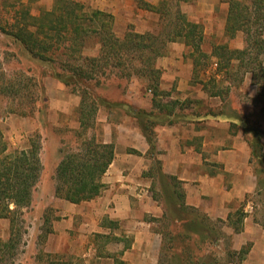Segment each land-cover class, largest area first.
<instances>
[{"label": "rangeland", "instance_id": "obj_1", "mask_svg": "<svg viewBox=\"0 0 264 264\" xmlns=\"http://www.w3.org/2000/svg\"><path fill=\"white\" fill-rule=\"evenodd\" d=\"M145 1L158 5L164 0ZM174 1L166 0L170 13L160 16L139 9L134 0H0V132L18 150L37 144L41 162L31 202L15 210L12 230L8 219L0 221V264L66 263L64 257L56 259L47 253L55 245L51 235L53 226L58 223L61 230V219L69 214L64 211L67 205L54 196L56 168L65 157L81 150L84 139L101 142L103 126L137 122V117L143 122H153L156 143L154 131L161 114L155 110L153 102L161 92L154 94L147 69L150 64L161 71V76L167 71L180 75L191 71L193 98H184L176 107L180 109L177 118L182 122L195 118L192 105L197 100L200 104L197 106L222 111L226 117L233 111L244 126L242 139L247 143L254 137L259 138L264 155V48L256 45L260 37L255 33L261 29L264 41V18L260 17H264V6L253 0H236L246 5L251 23L255 24L249 38L241 30H227L230 0L180 3L181 14L200 27L201 52L195 54L192 48L169 41L177 18ZM69 2L81 4L86 15L80 21L84 32L80 31L79 35L72 31L73 26L63 32L52 23L61 7L71 9ZM105 5L109 12L103 13L108 15L112 10H121L117 16L111 15L112 30L115 39L129 49L117 57H102L108 50L101 47V36L93 32L100 30L101 22L91 23L89 17ZM45 14L52 16L43 17ZM39 24L44 27L42 34L35 33ZM23 29L25 36L30 34L27 49L14 38ZM127 33L151 34L154 39H144L137 45L135 40H123ZM30 46L36 52L40 48L43 61L33 56ZM143 46L150 47L137 50ZM217 47L225 50L217 51ZM182 49L183 58H176L177 51ZM92 59L96 65H89ZM159 61L165 64V71L158 66ZM179 61L182 63L177 65ZM81 69L88 76L78 77ZM167 79L165 81L170 83ZM177 83L171 80V94ZM151 99L154 106L142 108ZM81 102L86 110L84 121L89 124L86 131L80 126ZM249 129L256 131L257 136ZM148 158L151 162L140 176L145 182L140 188L146 190L141 201L150 210L144 216L148 229L159 235V260L163 264H227L231 260L232 264H264V157L253 159L250 156L252 179L247 176L249 172L242 170L218 172L225 190L247 186V180L255 183L253 192L235 198L218 211L207 192L202 195L203 204L199 207L186 202L184 182L163 173L156 148ZM205 163L209 167L216 166L209 161ZM209 167L208 178L213 180L217 177H212L213 170ZM209 179L188 184L207 187ZM247 203L252 210L245 212ZM9 209L14 210V206L10 204ZM202 216L206 217L210 231L205 241L191 231ZM116 230L119 232L121 228L117 226ZM71 233L75 232H70L73 238ZM171 233L173 236L188 233L191 238L175 239L173 251L161 250L163 245L164 249L169 246L167 238ZM109 247L113 251L117 249L115 243ZM181 250L185 255L182 256ZM244 250L245 254H239ZM173 255H177L176 259ZM75 264L80 262L75 261Z\"/></svg>", "mask_w": 264, "mask_h": 264}, {"label": "crops", "instance_id": "obj_2", "mask_svg": "<svg viewBox=\"0 0 264 264\" xmlns=\"http://www.w3.org/2000/svg\"><path fill=\"white\" fill-rule=\"evenodd\" d=\"M99 10L109 12L106 5ZM120 11L112 10L111 15L115 17ZM175 43L184 44L181 40ZM173 45L178 46L174 43ZM184 46L186 47L185 44ZM182 53L183 49L177 51L175 57L183 58ZM181 63L176 62L177 65ZM158 64L163 71L166 70L162 61ZM166 78L170 83L165 81ZM171 80L178 82L172 94ZM190 81L191 71L184 75L176 72L172 74L171 71L163 72L159 80L161 94L153 102L156 103L155 110L161 114L154 131L155 148L162 160L163 173L184 182L186 202L199 207L203 204L202 195L207 192L213 200L215 210L218 211L219 207H226L235 198L255 190V183L250 180H247V186L238 185V188L225 190L222 181L218 179L219 171L239 170L249 172L247 176L252 179L249 171L251 150L242 139L243 136L241 137L239 115L233 114V111L226 117L222 111L197 106V100L192 105L196 114L193 120L182 122L177 118L180 112V109L176 108L179 101L186 97L193 98ZM152 101L153 99L142 108L151 109L154 106ZM101 142L114 145V159L101 178L104 188L94 199L79 204L62 200L67 205L63 204L66 206L64 211L69 214L61 219V230L58 223L53 226L54 232L51 235L55 245L53 249L47 250V253L56 259L64 257L65 264H75V261L80 264H159V235L148 229L150 227L144 216L150 213V210L146 209L147 206L141 201L146 195V190L140 188L145 184L140 176L146 172L151 162L148 158L150 147L136 120L115 127L111 124L103 126ZM206 161L216 166L209 167ZM208 167L213 170L212 177L217 178H208ZM203 176L209 179L207 187L202 184H188L201 180ZM204 178L201 181H204ZM139 195L140 198H137ZM212 213L215 214L213 211ZM1 219L3 218H0V221ZM117 226L121 231L116 230ZM70 232H75L71 233L73 238L70 237ZM111 243L117 245L116 251L110 249Z\"/></svg>", "mask_w": 264, "mask_h": 264}, {"label": "trees", "instance_id": "obj_3", "mask_svg": "<svg viewBox=\"0 0 264 264\" xmlns=\"http://www.w3.org/2000/svg\"><path fill=\"white\" fill-rule=\"evenodd\" d=\"M134 1L139 9L149 11L160 16H162L163 14L168 15L171 10L169 9V3H166V0H164L163 2L161 1V4L158 5H151L143 0ZM193 1L196 0L174 1L175 17L177 18L174 23L175 26H173L172 29V37L169 41L175 42L181 40L186 46L192 48L195 54H198L201 52V31L199 30L200 27L197 24L191 23L186 20L179 9L180 3H191ZM253 1L260 3L261 7L263 8L264 4L262 5V3H264V0ZM67 5H69L71 9H68L67 7H59L60 9L57 10L58 15H56L57 18H55V21L51 22L63 32H67L69 30V27L73 26L72 31L75 32V34L79 35L80 31L84 32V28L82 29L80 26V21L84 20L86 15L83 13L81 4L69 2ZM162 11H164V13ZM250 15L251 13H248V8L246 7V5H244L240 1L230 0L227 15V30H230L231 32L241 30L246 34V37H249L253 25H255L254 23H251ZM48 16H52V14L43 15V17ZM89 17L91 19V23H95L97 21L101 22L100 30L98 32H93L95 35L101 36L100 40H102L103 42L101 44V47H105V49L107 48L108 50V52H105L102 56L103 58L107 56L117 57L119 54L129 49L124 44H120L119 41L115 39L112 30L113 24L111 15L96 10L92 12ZM260 17L261 19L264 18L263 15H261ZM105 19L107 21H104L106 23H103L102 20ZM256 20L259 21L260 19L258 18ZM39 23L42 22L40 21ZM236 26L237 28L235 29ZM42 28L44 27L40 26V24L37 25L35 33L38 32L42 34L44 31ZM258 30L261 29H257L255 33L258 32L257 36H259L260 39H257L256 45L260 48H264V41L261 39L263 33L262 30ZM25 32L26 31H24V29L21 30L22 35L21 33H19V36L15 35L16 37L14 38L17 42L21 43L25 49H27L29 48L27 43L30 42L28 41L27 37H29L30 34L25 36ZM33 36L34 35H32V37ZM152 38L154 39L153 35L151 34L139 35L135 33H127L124 35L123 40L132 39L135 40V44L140 45V42L144 39L150 40ZM149 47L143 46L142 49L138 47L139 49L137 50H144V48ZM30 49L35 58L42 61L44 60V56L40 53V48L38 52H36L35 49H33L31 46ZM215 50L220 51L225 49L223 47H217L215 48ZM159 56H162V54H159ZM193 63L194 65H196L194 61ZM94 64L96 65V62L94 59H92L89 62V65L92 66ZM147 69L149 72L148 74H150L149 80L151 81V86L154 89V94H158L160 92L159 80L161 71L155 68L153 64H150L149 68ZM79 72L81 73L78 74V77L80 78L88 76L87 73L84 74L82 72V69L79 70ZM65 83L67 84V82ZM83 104L84 103L81 102V106H79L78 111L80 114V126L83 131H86V129L89 128V124L84 121L86 118V110L84 106H82ZM137 120L141 132L143 133L150 147V153H152L155 149V143L153 140V127L155 125L151 121L143 122L139 119V117H137ZM242 129H244V126H242ZM249 131L257 136L256 131H253L252 129H249ZM247 144L249 145L251 156L253 157V159H261L264 157V155L261 154L263 147L259 143V138L254 137L249 140ZM38 149L39 147L35 143H31L29 149L18 150L16 148H13L12 145L5 139V137H3V134L0 132V218L9 220L11 230L13 228V216L15 214V210H17L21 206H27L30 204L33 188L40 176L41 162L39 159ZM259 153L261 155H259ZM113 159V144H103L102 142H96L95 139H84L80 151L68 155L58 164L56 168L54 196L71 204H79L81 202L94 199L104 188V185L101 183V178L108 169ZM262 183L263 181H261L260 185L263 186ZM10 204L14 206V210L9 209ZM180 207L184 208L183 205H180ZM191 231L194 235H198L202 241L207 240V234L210 231L206 223V217L202 216L200 221L192 226ZM190 238L191 237L188 235V233L179 234L176 236H173V234L171 233V236L167 238V244L169 243V246L164 249L163 245V248L161 250H165L166 252L170 250L173 251L175 239L179 241H185L189 240ZM181 253L182 256L185 255V252L182 250ZM239 254H245V250L241 251ZM233 255L234 254H231L230 257H233ZM175 256L173 255V257ZM232 261L233 260H231L230 263L228 261L227 264H232ZM159 264H163L161 260H159ZM214 264L216 263L214 262Z\"/></svg>", "mask_w": 264, "mask_h": 264}, {"label": "built area", "instance_id": "obj_4", "mask_svg": "<svg viewBox=\"0 0 264 264\" xmlns=\"http://www.w3.org/2000/svg\"><path fill=\"white\" fill-rule=\"evenodd\" d=\"M149 92H151V91H149ZM249 210H252L251 204L250 203H247L246 208H245V212L246 211H249Z\"/></svg>", "mask_w": 264, "mask_h": 264}]
</instances>
